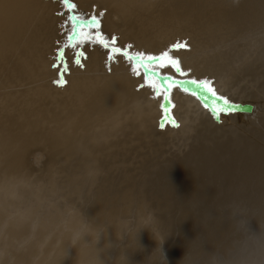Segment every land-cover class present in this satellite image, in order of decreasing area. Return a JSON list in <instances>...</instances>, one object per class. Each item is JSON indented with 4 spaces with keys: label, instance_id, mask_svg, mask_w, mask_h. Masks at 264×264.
Listing matches in <instances>:
<instances>
[{
    "label": "bare ground",
    "instance_id": "1",
    "mask_svg": "<svg viewBox=\"0 0 264 264\" xmlns=\"http://www.w3.org/2000/svg\"><path fill=\"white\" fill-rule=\"evenodd\" d=\"M0 264H264V0H0Z\"/></svg>",
    "mask_w": 264,
    "mask_h": 264
},
{
    "label": "snow or ice",
    "instance_id": "2",
    "mask_svg": "<svg viewBox=\"0 0 264 264\" xmlns=\"http://www.w3.org/2000/svg\"><path fill=\"white\" fill-rule=\"evenodd\" d=\"M73 7H75V5H73ZM92 21H96V17L95 16L92 17ZM97 27H99L98 22H97ZM73 35H77V33L74 32ZM97 39L100 40V42L103 44L104 47H108L107 42H105L102 39V34L101 33H97ZM112 43L115 44V39L114 38L112 40ZM172 47L173 48H180V47H187V45L175 44ZM111 51L113 53H116V54H121V55L125 56L126 58L132 59V57L129 56V53L127 51L122 50V49L113 48V49H111ZM143 56H144L143 53H137L136 54V58L141 59V62H143ZM109 58L111 59V57H109ZM148 59L149 60L158 59L162 63V65H171L173 68L176 69L177 72H181V74H183V72H182V70H181V68L179 66V61L177 59H174V58L170 57L168 55L167 51L162 53L159 57H151L150 56V57H148ZM77 63L79 64L80 62L77 61ZM138 74L139 73H137V75ZM192 83L198 84L201 87L207 89V91L211 92L213 96L216 95L215 90L212 87H210L208 81H195L194 80V81H192ZM157 95H159L158 92H157ZM220 99H223V98L220 97ZM225 103H227L226 100H225ZM172 126L173 127H179V125L175 122V120L172 121Z\"/></svg>",
    "mask_w": 264,
    "mask_h": 264
},
{
    "label": "water",
    "instance_id": "3",
    "mask_svg": "<svg viewBox=\"0 0 264 264\" xmlns=\"http://www.w3.org/2000/svg\"><path fill=\"white\" fill-rule=\"evenodd\" d=\"M66 1V0H65ZM70 20H71V24H73V30L76 28V24H75V22H73L72 21V18L70 17ZM90 19H88V20H86V21H89ZM80 21H82V20H80ZM85 21V22H86ZM73 34V33H72ZM71 34V35H72ZM70 38V37H69ZM146 59H148V58H146ZM149 60V59H148ZM148 64H150V63H148ZM154 65L156 64V62L155 63H153ZM151 65V64H150ZM175 69V68H174ZM175 71H176V69H175ZM177 72V71H176ZM177 73H179V74H181L180 72H177ZM163 77H165V78H171V76H169V75H165V76H163ZM171 79H173V78H171ZM174 80H176V79H174Z\"/></svg>",
    "mask_w": 264,
    "mask_h": 264
}]
</instances>
